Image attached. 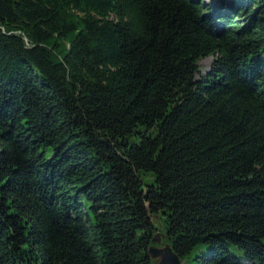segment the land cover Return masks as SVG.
Here are the masks:
<instances>
[{
  "label": "trees",
  "instance_id": "trees-1",
  "mask_svg": "<svg viewBox=\"0 0 264 264\" xmlns=\"http://www.w3.org/2000/svg\"><path fill=\"white\" fill-rule=\"evenodd\" d=\"M159 231L264 264V0H0V264H153Z\"/></svg>",
  "mask_w": 264,
  "mask_h": 264
},
{
  "label": "rangeland",
  "instance_id": "rangeland-1",
  "mask_svg": "<svg viewBox=\"0 0 264 264\" xmlns=\"http://www.w3.org/2000/svg\"><path fill=\"white\" fill-rule=\"evenodd\" d=\"M212 60H213V56L212 55H209V56H205V57H202L200 58L198 61H197V66H198V72L196 74V76H200L204 73H206L208 71V69L210 68V65L212 63ZM144 178V180L149 183L152 181V176L150 175H143L142 176ZM160 223H159V228H160ZM161 234V232L159 231L158 234ZM158 235V238H159V242L157 244H155V246L157 247H163L165 242L162 240V236L161 235ZM201 250L203 249L202 247L199 246L198 249L192 251L186 258L185 260L182 261V264H192V260L191 258L198 252V250ZM229 250L231 252V254L233 255H236V256H239L241 257L243 255L242 253V250L240 248H238V246L236 245H230L229 247ZM242 264H250V263H247L244 259L241 260ZM153 264H157V259H154L152 261Z\"/></svg>",
  "mask_w": 264,
  "mask_h": 264
},
{
  "label": "water",
  "instance_id": "water-1",
  "mask_svg": "<svg viewBox=\"0 0 264 264\" xmlns=\"http://www.w3.org/2000/svg\"><path fill=\"white\" fill-rule=\"evenodd\" d=\"M157 226L159 227L158 222ZM158 235L159 234L157 233L151 239L152 244L148 248V254L151 260L153 261L154 259H157V264H182L181 259L174 253L170 244L165 243L163 247L155 246V244L159 242Z\"/></svg>",
  "mask_w": 264,
  "mask_h": 264
},
{
  "label": "clouds",
  "instance_id": "clouds-1",
  "mask_svg": "<svg viewBox=\"0 0 264 264\" xmlns=\"http://www.w3.org/2000/svg\"><path fill=\"white\" fill-rule=\"evenodd\" d=\"M146 21H144L143 19L140 20L139 24L136 25V28H138L140 34H143L144 32V26H145Z\"/></svg>",
  "mask_w": 264,
  "mask_h": 264
}]
</instances>
